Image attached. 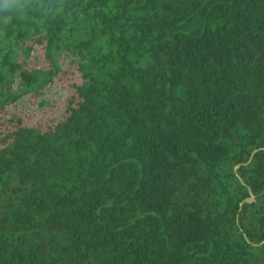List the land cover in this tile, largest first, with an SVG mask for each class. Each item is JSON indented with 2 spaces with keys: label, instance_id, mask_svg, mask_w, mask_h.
I'll return each instance as SVG.
<instances>
[{
  "label": "trees",
  "instance_id": "1",
  "mask_svg": "<svg viewBox=\"0 0 264 264\" xmlns=\"http://www.w3.org/2000/svg\"><path fill=\"white\" fill-rule=\"evenodd\" d=\"M0 264H264V0H0Z\"/></svg>",
  "mask_w": 264,
  "mask_h": 264
},
{
  "label": "water",
  "instance_id": "2",
  "mask_svg": "<svg viewBox=\"0 0 264 264\" xmlns=\"http://www.w3.org/2000/svg\"><path fill=\"white\" fill-rule=\"evenodd\" d=\"M253 199H254V196H252V197H251V199H250V200H248V201H252Z\"/></svg>",
  "mask_w": 264,
  "mask_h": 264
}]
</instances>
